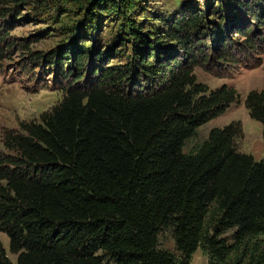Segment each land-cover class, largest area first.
<instances>
[{"label":"trees","instance_id":"16d2710c","mask_svg":"<svg viewBox=\"0 0 264 264\" xmlns=\"http://www.w3.org/2000/svg\"><path fill=\"white\" fill-rule=\"evenodd\" d=\"M74 2L91 31L102 13L120 15L134 53L6 136L16 154H0V233L17 260L0 237V264H191L200 247L209 264H264V159L238 150L242 122L214 127L184 151L200 126L240 99L233 86L211 89L196 78L194 53L206 56L208 42L202 13L174 19L164 33L189 54L192 63H183L159 50L162 31L127 19L130 0ZM219 5L256 20L264 11L262 0ZM2 41L0 31V58ZM87 49L74 43L61 55L75 81ZM244 103L264 132V88ZM163 229L177 252L161 247Z\"/></svg>","mask_w":264,"mask_h":264},{"label":"rangeland","instance_id":"374dc122","mask_svg":"<svg viewBox=\"0 0 264 264\" xmlns=\"http://www.w3.org/2000/svg\"><path fill=\"white\" fill-rule=\"evenodd\" d=\"M220 1L130 0L127 19L145 30L162 31L163 38L157 44L159 50L190 63L189 54L173 46L177 42L164 33L174 19L196 11L202 13L203 39L208 38V42L202 43L206 56L194 53L196 61L199 60L194 67L196 78L211 89L223 84L233 86L240 99L223 114L200 126L197 134L186 141L184 151L189 152L203 142L212 128L241 121L243 133L235 139L238 150L264 159L262 123L250 117L244 103L251 90L264 88V11L259 20L244 12L232 16L219 5ZM0 7L8 9L6 16L0 15V31L5 38L1 42L0 58V154L14 155L5 144L9 133H23V123L40 122L44 114L63 100L69 87L91 83L99 68L128 63L134 45L121 29L123 19L118 14L102 13L95 30L85 28V15H79L81 10L74 0H3ZM230 15L228 22L224 18L220 30L221 17ZM74 43L87 46L90 54L84 76L77 81L70 72L73 65H62L60 60L66 47L71 48ZM96 52L100 57L96 58ZM0 237L8 256L16 263L17 256L9 249L8 236L0 233ZM159 240L161 247L177 252L170 229H163ZM191 264H209L208 255L201 247L193 254Z\"/></svg>","mask_w":264,"mask_h":264}]
</instances>
